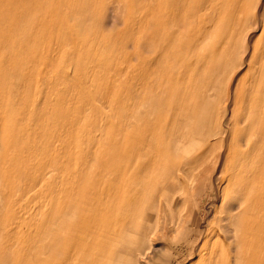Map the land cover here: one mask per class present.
<instances>
[{"label": "rangeland", "instance_id": "1", "mask_svg": "<svg viewBox=\"0 0 264 264\" xmlns=\"http://www.w3.org/2000/svg\"><path fill=\"white\" fill-rule=\"evenodd\" d=\"M208 263L264 264V0H0V264Z\"/></svg>", "mask_w": 264, "mask_h": 264}, {"label": "bare ground", "instance_id": "2", "mask_svg": "<svg viewBox=\"0 0 264 264\" xmlns=\"http://www.w3.org/2000/svg\"><path fill=\"white\" fill-rule=\"evenodd\" d=\"M247 258V257H246ZM209 264V263H208ZM214 264H216V263H214Z\"/></svg>", "mask_w": 264, "mask_h": 264}]
</instances>
